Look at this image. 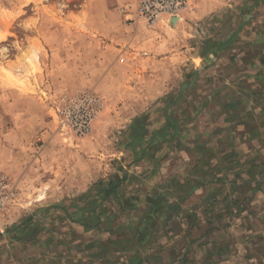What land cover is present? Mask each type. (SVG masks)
I'll return each mask as SVG.
<instances>
[{
    "label": "rangeland",
    "instance_id": "374dc122",
    "mask_svg": "<svg viewBox=\"0 0 264 264\" xmlns=\"http://www.w3.org/2000/svg\"><path fill=\"white\" fill-rule=\"evenodd\" d=\"M0 264H264V0H0Z\"/></svg>",
    "mask_w": 264,
    "mask_h": 264
},
{
    "label": "bare ground",
    "instance_id": "6f19581e",
    "mask_svg": "<svg viewBox=\"0 0 264 264\" xmlns=\"http://www.w3.org/2000/svg\"><path fill=\"white\" fill-rule=\"evenodd\" d=\"M16 69V68H15ZM7 70V69H6ZM12 70V69H11ZM11 70H8L7 71V75L10 77V78H12L13 80H14V82H20V83H23V80H21L20 78H19V76L18 75H15V73L13 72V71H11ZM16 72V71H15Z\"/></svg>",
    "mask_w": 264,
    "mask_h": 264
},
{
    "label": "crops",
    "instance_id": "0c3cea01",
    "mask_svg": "<svg viewBox=\"0 0 264 264\" xmlns=\"http://www.w3.org/2000/svg\"><path fill=\"white\" fill-rule=\"evenodd\" d=\"M207 183L210 184L211 181H208ZM205 187H206V186H205ZM205 187H204V188H205ZM201 188H202L201 185H200V186H196V188L192 187V190H193V191H192V194H191V195H192L193 197L195 196V197H197V198L200 197ZM147 190H148V189H147ZM189 198H190V197H189ZM189 198H187V199H189Z\"/></svg>",
    "mask_w": 264,
    "mask_h": 264
}]
</instances>
